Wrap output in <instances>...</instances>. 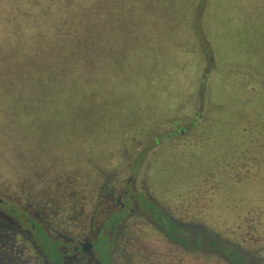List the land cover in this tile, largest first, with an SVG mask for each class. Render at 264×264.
Segmentation results:
<instances>
[{
    "label": "rangeland",
    "instance_id": "1",
    "mask_svg": "<svg viewBox=\"0 0 264 264\" xmlns=\"http://www.w3.org/2000/svg\"><path fill=\"white\" fill-rule=\"evenodd\" d=\"M197 113L221 119L207 166H237L235 183L215 172L220 194L263 205L264 170L233 159L248 122L245 153L264 155V0H0L1 188L60 210L91 180L191 147L169 135Z\"/></svg>",
    "mask_w": 264,
    "mask_h": 264
},
{
    "label": "flooded vegetation",
    "instance_id": "2",
    "mask_svg": "<svg viewBox=\"0 0 264 264\" xmlns=\"http://www.w3.org/2000/svg\"><path fill=\"white\" fill-rule=\"evenodd\" d=\"M202 117L197 113L169 135L172 142L191 139V147L152 152L150 167L139 157L137 168L100 184L91 180L79 200L60 210L0 187V264H264V204L242 208L220 194L237 166L220 162L230 165V178L207 166L219 157L218 152L206 155L210 130L221 119L204 122ZM248 123L243 129L251 137L240 140L241 152L233 160L246 156L245 170H264V155L252 161L245 153L255 129ZM160 143L155 140L159 148ZM159 162L171 175L164 186L154 179ZM214 174L227 177L226 182L220 184Z\"/></svg>",
    "mask_w": 264,
    "mask_h": 264
}]
</instances>
